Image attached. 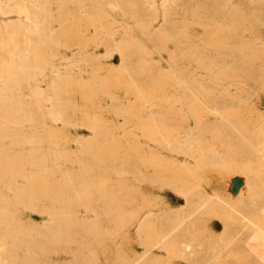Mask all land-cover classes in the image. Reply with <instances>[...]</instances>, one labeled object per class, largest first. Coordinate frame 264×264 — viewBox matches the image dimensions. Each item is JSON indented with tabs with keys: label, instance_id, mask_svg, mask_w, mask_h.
<instances>
[{
	"label": "rangeland",
	"instance_id": "1",
	"mask_svg": "<svg viewBox=\"0 0 264 264\" xmlns=\"http://www.w3.org/2000/svg\"><path fill=\"white\" fill-rule=\"evenodd\" d=\"M6 1L3 39L5 30L38 24L41 37L21 38L44 50L48 70L38 86L47 96L53 82L65 87L58 90L60 120L41 114L24 84L28 106L15 109V118L31 120L0 122V159L37 151L43 158L15 176L0 171V262L17 264L27 253L38 264H122L134 252L145 259L135 228L144 220L197 221L190 238L203 248L225 228L228 245L214 264L227 263L238 243V208L249 203L240 195H259L264 205V0ZM0 50L1 64L7 53ZM38 176L44 194L17 193ZM61 180L67 185H54ZM18 225L32 234L21 251L12 247ZM51 233L73 234L70 245L50 249ZM156 239L145 241L163 257L156 264L194 263Z\"/></svg>",
	"mask_w": 264,
	"mask_h": 264
},
{
	"label": "bare ground",
	"instance_id": "2",
	"mask_svg": "<svg viewBox=\"0 0 264 264\" xmlns=\"http://www.w3.org/2000/svg\"><path fill=\"white\" fill-rule=\"evenodd\" d=\"M10 1H12V0L6 1V4L8 2H10ZM23 1L21 0V2H23ZM166 3H164V4L166 5ZM17 9H18V7H17ZM18 12L20 13V11H18ZM27 12H29V11L26 10V6L21 9V13L25 17H26ZM27 21H28V19H27ZM58 21H60V20H58ZM31 22H32V20H31ZM33 22H36V21H33ZM32 24H34V23H32ZM32 24L30 23V24L24 25L23 29H22V27H19L18 29H17V27L16 28H12V30H9L10 31L9 33H7V31L5 30L4 31V35H8L7 38L5 37L6 39H3V36L0 33L1 48L6 47V52L5 53H7L6 54L7 55V59L3 60L4 62H2L0 64V107H5V108L0 109V122H2L3 124L7 123L9 125H11V124H17V125L20 124V125H22L23 122L31 120V116L30 115L29 116H24L23 119H21V121H18V120L16 121L17 118H15V111H16L15 109L21 108L20 110H22L23 109L22 106H28L27 102H25V100H24V95L26 93L24 91H22V86L24 84H26V90L28 92L27 94H30L33 97V103L32 104L41 112V114L45 115V117H48L52 121H57V120L61 119L60 118L61 117L60 110H62V109L60 108L58 90L59 89H63L65 87V85L61 86L62 84L59 85V84H55L56 82L55 83L53 82L52 86L50 87V89L53 90V92L51 91L53 95L51 94V96H47V94H46L47 92L46 91H45L46 93L43 92L44 90H42L41 87L38 86V81H40V79L44 78L45 71L48 70V68L44 67L45 65L43 64V61H42L43 58L41 57L43 55V51L44 50L43 49L42 50L36 49L37 47H32L31 48V47H29L31 45H28L30 42L26 43L25 40L23 41L24 38L21 40L22 37H24V36L27 37L28 34L31 35V36L32 35L37 36V38L41 37L42 31H44V30H41V28H40V26L38 24H36L35 26H32ZM62 25H63V23H62ZM65 32H67V31H65ZM20 34H21V37H20ZM64 35H62V36H64ZM44 37L47 38L46 36H44ZM51 37H54V35H52ZM29 38H30V36H29ZM29 38L27 37L28 40H26V41H29L30 40ZM49 39H48V41H49ZM53 39H55V38H53ZM45 40H47V39H45ZM35 41H37V40H35ZM35 41H33V42H35ZM40 42H42V41H40ZM43 42H45V41L43 40ZM55 42H56V39H55ZM31 44H33V43H31ZM38 44H39V42H38ZM42 48H44V47H42ZM46 48H47V45H46ZM46 51L48 53L49 49L46 50ZM21 52L24 54L23 58L22 57L21 58L18 57L19 53H21ZM27 69H30V70L32 69V71H31L32 74H31V72L29 73V71H27ZM49 72H48V74H49ZM52 73L54 74L53 70H52ZM37 99L41 103V106L38 105ZM44 101H50V103H49L50 106L47 109L43 108ZM24 110H26V109H24ZM28 111L30 112L29 108H28ZM3 114H7V117H2ZM0 126L2 127V125H0ZM13 128H16V126L13 127ZM19 131H20V129H19ZM46 135H48L49 141L52 142L51 139L55 137L53 135V133L52 132H47ZM49 141H48V143H50ZM27 142H29V144L31 142H33V141H31V137H29L27 139ZM38 144H41V142L38 143ZM234 146H236V145H234ZM37 152L36 153L28 152V153L24 154L20 159H16V160L14 159V161H12V162H9V161L4 160V159H0V171H4L5 168H7V170L9 172H11V174H13V172H15V174H14V176H15L16 172H17V169L20 172L23 173L26 170L27 167L35 166L36 163H38V162L39 163H38L37 166H39L40 163L43 162V158L40 157L39 156L40 155L39 152H38V154H37ZM233 152H235V151H233ZM231 154H233V153H231ZM5 161L8 162L6 166L4 165ZM14 163H15V167L16 168H14ZM17 164H18V166H17ZM42 179H43V177H42ZM42 179L39 176L34 178V179H32V180L30 179V186H29L30 189L28 188V190L25 189V190H21V191L18 190L19 192H17V193L20 196L22 195V196H28V197L31 196V195L37 196V194H42V193L44 194V191H43L44 189H41L42 188L41 184H42V181L44 180V179L43 180ZM256 179H259V178H256ZM253 180H251V181H253ZM54 183H57V182H54ZM245 184L247 186H249L247 179H245ZM46 185H48V184H46ZM51 185L53 187H54V185H57L59 187L60 185H67V181L66 180H61L57 184H54V185L50 184V186ZM31 187L34 189V191L31 190L32 189ZM55 189H56V186H55ZM249 190H250V188L247 189V191L245 193L246 194H250ZM252 190H253V188H252ZM224 191L227 193V196L229 198H231L227 188ZM57 193H58V190H57ZM242 198H244L245 200H248L249 203L245 204V205H240V207L238 208V213H237V214H239L240 219L237 220L234 223L233 227H232L233 228L232 229L233 234L236 235L237 240H238L236 248L233 249V250L236 249L235 250L236 252H235V254H230V256L227 259L228 262L227 263L224 262V263L225 264H264V221H260V219L264 217V205L260 206L258 204V202L260 200V196L256 195V194H252L251 193V195H247V197H244V196L240 195V201L242 200ZM62 199H64V198H62ZM62 208H64V206ZM66 208H67V205H66ZM66 208L64 209V211L67 210ZM66 212L64 213V215L66 214ZM68 213H69V211H68ZM64 215L62 217H65ZM54 216H55L54 218H56V215H54ZM68 216L69 215H66V217H68ZM58 217H59V215L57 216V218ZM66 217L63 218V219H66V221H67ZM247 218H250V220H247ZM63 221L66 222L65 220H63ZM72 221H73V219H72ZM68 222H69V220H68ZM70 223H72V222H70ZM195 223H197V221L196 222L193 221V223H188V222L187 223H185V222H182V223L166 222L165 224H161V225L155 226L156 224L152 225L151 223H146L144 220H139L137 225H136V227H135L136 228V235H137V237L139 239L138 244L142 245L143 248H145L144 249V251H145L144 252L145 253L144 256H146L147 258L141 259V258H139L140 256H136V253L134 252L133 254H131V256H129V258H128V260L126 262L122 261L121 263L122 264H156V262H158L161 258H163L161 255L151 254L150 250H149L150 247L145 244L146 237L148 235H152L153 236V234H154V235L157 236L156 240H160L162 242V244L159 247L162 248V249L171 248V254L173 252H175V251H181V254L184 253V252H185L184 254L188 253V255L193 258L192 259L194 261L193 264H199V263H203L204 264L203 260H206L204 258L206 257V255H209L210 260L209 259L208 260L210 262L209 261L208 262L210 264H212V263L214 264L215 263L214 259L219 258L220 255L222 254V253H220L222 247L228 245V244L226 245L225 242L222 243L223 242L222 239H223V236H224V229L225 228L223 230H221V232L217 233V239L216 240L219 241V242L215 241V243H213L211 246L203 248V247L196 246L192 242V239L190 238V235L192 233H194L196 231L197 227H198V226L195 225ZM223 223H225V222H223ZM65 224L66 223H64V225ZM226 224H227V222H226ZM75 225L72 226V227H75ZM67 226H68V224H67ZM226 227H228V226H226ZM52 229H54V228H52ZM52 229H49V231L52 232ZM66 229H68V228L66 227ZM70 229H71V227H70ZM56 232L57 231H55V233ZM30 233L31 232L28 231L27 229H25L24 226H22V225L16 226L15 232H14V234H12L13 244H14V246L12 245L13 249H15V250L19 249V251H21L23 247L25 249L26 248L28 249L29 245H27L26 240H27V238L32 236V234H30ZM59 234L52 235V233H51V235L50 234L47 235L48 238L46 236L44 237V238H47L49 240L50 249L55 250V251L57 250L56 248L60 249V247H58V245L61 246V244L62 243L64 244L66 242V240H68L67 242H69V240L72 238V235H73V234H71L70 235L71 238H69V239H66V238L63 239V237H62L63 235L61 236L62 237L61 238L59 236ZM243 237H245V238H243ZM31 241H32V239H31ZM234 242H236V240ZM33 244H34V242H33ZM46 244L48 245V243H46ZM66 244L67 243H65L64 245H66ZM67 245L69 246L70 244H67ZM228 248H230V247L228 246ZM226 250H227V248H226ZM172 256H173V254H172ZM34 257H32V255H30V253H27L26 256H24L22 259L17 261V264H38L39 262L37 263V261L34 259ZM136 257H138V259H135ZM218 263H221V262H218Z\"/></svg>",
	"mask_w": 264,
	"mask_h": 264
}]
</instances>
